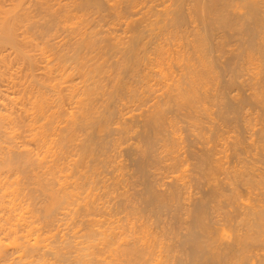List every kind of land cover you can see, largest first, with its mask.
Instances as JSON below:
<instances>
[{
  "label": "bare ground",
  "instance_id": "6f19581e",
  "mask_svg": "<svg viewBox=\"0 0 264 264\" xmlns=\"http://www.w3.org/2000/svg\"><path fill=\"white\" fill-rule=\"evenodd\" d=\"M103 1L11 0L7 5L0 4V264H203L202 259L207 255L214 256V259L226 256L228 264H264V170L260 173L261 168H258L264 160L257 158L264 154H255L258 148H264V126H259L264 120L259 119L261 123L253 120L254 123H251L249 120L254 114L252 118L247 115L248 120L243 118L246 123L243 127L252 134V137L249 136L250 145L256 151H252L255 155L250 154L257 155L255 159L251 155V160L241 148L246 142L240 141L236 132L230 135L229 131L224 136L216 130L214 134L210 124L206 123V127L204 122L200 124L198 119H203L198 115L207 113L208 104L205 103L210 96V101L215 102L212 99L215 94L217 96L216 79L219 76L208 58L210 53H206L208 44L204 38L208 36L201 35L207 24L203 31L204 26L198 27L197 22L193 23V19L209 22L214 13L212 20L216 24L226 28L232 24L237 36L240 35L237 40L243 45L241 53L237 52L244 57V61L236 57L239 63H234L238 64L237 68L250 73V79L246 76L248 80L253 79L252 84L249 81L252 85L250 100L253 97L255 103L264 104V0H234L235 3L233 0H139L144 4H139L137 0ZM132 14L135 18L130 17ZM231 15L243 19L231 21ZM186 17L192 21V27L188 24L192 28L191 33L186 28ZM140 24L144 33L148 32V38H143L145 41L141 26L138 28ZM120 25L125 28L120 29ZM245 34L248 37H244ZM216 49L219 54V49ZM240 63L245 64V68ZM234 79L237 80L235 76ZM212 82L217 83L216 87ZM246 82H243L244 85ZM210 85L216 88L214 92ZM208 90L213 95L209 96ZM218 94V97L224 96ZM233 94L236 97L234 101L240 98L239 94L236 96L237 92ZM224 98L230 100L228 97L220 98L221 103L218 98L215 100L217 104H222L223 100L227 101ZM177 112L178 120L182 121V116L186 120H183L187 123L185 129L190 132L186 131L187 135H193L202 144H207L195 148H203V152L196 154L194 150L191 154L194 159V154L197 155L199 165L194 163L193 166L198 167L197 172L205 176L207 184H210V179L217 178L214 176L216 171L212 170L224 167L222 160L227 163L229 156L234 159H231L234 162L233 167L230 166L232 169L228 168L231 170L229 174L226 163L221 173L223 178L227 175L229 182H225L230 184V193L217 190L218 185L216 189L211 188L214 191L211 192L222 198L229 194L232 199L237 197L240 201L235 203L239 205L238 210L240 204L245 210L239 212V217H234L227 210L225 212L230 215L213 208L224 215L217 217L223 222L217 224L221 226V232H218L219 228L214 229V235L208 231L217 225L206 228V221L214 216L210 214L208 220L204 218L206 221H200L209 206L206 200L204 202V196L201 200L197 199L199 201L195 200L197 203L192 212V207L186 209L196 216L201 215H194L200 218V223L192 219L198 223L196 227L190 220L191 225L185 224L188 221L184 219L182 223L186 232H182L183 227H180L181 230L178 228L181 232L171 229L173 222L166 230L164 221L165 229L157 230L161 228L159 222L156 223L157 219L161 220L162 216L156 217L158 213L155 215L157 219L152 217L161 209H168V212L175 210V213L171 212L175 215L176 208L182 207L177 204L179 199L190 196H187V184L192 175L189 173L190 154L183 148L182 123L179 125L175 118L177 115L173 116ZM212 120H208L209 123ZM202 124L206 128V132L203 131L205 134L200 131ZM223 125L226 126V122ZM257 131L260 137L255 135L253 138V133ZM133 135L137 136V142L132 141ZM149 138L155 139L154 142ZM245 141L249 143V139ZM153 143L158 151L155 156L151 150L154 159L149 156L152 159L149 160L144 152L149 146L153 147ZM128 149L135 152L130 153L138 154V159L135 155L131 158L135 161V173L140 172L144 176L146 185L142 184L143 188L134 187L142 182V178L139 182L137 176L132 180L135 173L131 174V170L126 169L129 165L126 166L127 161L123 160L121 153ZM240 150L245 155H241ZM261 152L264 153V150ZM157 154L158 160L155 159ZM247 154L250 155L249 152ZM253 159H259L261 165L253 161L255 165L252 169L253 165L247 162ZM148 160L150 164L154 160L152 164L159 165L154 167L157 170L154 174ZM147 165L153 170H149ZM145 167L151 171L150 176L156 174L155 177H159V174L167 172L164 177L162 175L166 180L162 179L160 183L169 184V188L160 184L164 189L156 190H163V193H154L150 182L153 179L147 181L143 174L148 171ZM162 167L163 170L160 169ZM164 167L168 168L167 171ZM254 168L260 171L255 172L257 169ZM163 171L165 173L161 174ZM200 179L198 181L203 182ZM240 182L247 186L243 194L258 202L251 201L252 198H245V201L239 198L242 193L236 187L242 188ZM214 201L216 204L217 201ZM220 207L222 210L224 205ZM180 213L178 210L177 214ZM227 223L228 227L225 226ZM200 224L202 228L206 226L202 229L206 230L205 234L202 232L206 237L204 245L198 242L202 237L199 240L197 237L196 241L197 234H194ZM224 226L230 229L229 232L224 231ZM225 233L230 234L227 235L229 240L225 238ZM218 243L220 247H217ZM200 256L201 260L195 259ZM214 259H209L207 263L214 264ZM221 261L219 264L226 262Z\"/></svg>",
  "mask_w": 264,
  "mask_h": 264
},
{
  "label": "rangeland",
  "instance_id": "374dc122",
  "mask_svg": "<svg viewBox=\"0 0 264 264\" xmlns=\"http://www.w3.org/2000/svg\"><path fill=\"white\" fill-rule=\"evenodd\" d=\"M10 1H11V0H0V4H2V5H7L8 3H10ZM102 1H103V0H102ZM137 1L139 2V0H137ZM238 1H240V0H238ZM103 2H104V1H103ZM141 2H143V1H140L139 4H144V2H143V3H141ZM233 2H234V0H233ZM233 2H232V3H233ZM235 2H237V0H236ZM235 2H234V3H235ZM188 5H190V4H188ZM144 9L146 10V8H144ZM144 9H143V10H144ZM186 9H187V8H186ZM141 10H142V9H140V11H141ZM145 10H144V11H145ZM140 11H138V12L141 13ZM187 11H188V10H187ZM187 11H186V12H187ZM142 12H143V11H142ZM212 12H213V11H212ZM212 12H211V13H212ZM187 13H188V12H187ZM136 14L139 15L137 12H136ZM136 14H135V16H136ZM188 14H189V13H188ZM188 14H186L185 16H188ZM140 15H141V14H140ZM140 15H139V16H140ZM211 15H213V16H212V17L210 16L211 19L209 18V19H210L209 22H208V20H207V22L204 21V23H203V21H200V20L198 19L201 23H203V25H202L197 19H195V20L193 19V23H194V22H195V23L197 22V25H199L198 27H200V25H201V27L204 26V28L202 29L203 31H204V29H205V25L207 24V25H206V29H205L204 32L201 31V29H200L199 31H200V32H203V33L201 34L202 36H203L204 34H205V36H208V37L203 36V37H205L204 39H206V40H204V41H205L208 45L210 44L209 46L206 45V46L208 47V51H206V53H207V52L210 53V54L208 55V56H209L208 58L210 59L212 66L215 65V66L213 67V68L215 69L214 72H217L216 74H217V76H219L218 78H217V76H215L214 79H213L214 82H215V78H217V79H216V82H217V80H218V84L216 83V84L218 85L217 96H216V94H215L214 96H216V98L213 96V99H212V100L215 101V102L210 101L211 98H212L210 95H213L212 93L216 90V88H213L216 84H215L214 82H212L211 84L214 83V84H213L214 86H211V85H210V86H211V89L213 88L214 90L212 89L211 91H213V92H211V93H210V91L208 90V92H209L208 95L210 94V95H209V96H210V98H209L210 100L208 99L209 101H207V100H206L207 97L204 99L205 101H207L205 104H208V105H206V106H208L209 110H208V108H207V113H206V111H205V113L203 112V113H200V114L198 115L199 118L201 117V118L203 119V121H201V119H198V120H200V124L204 122V123H203L204 125H205L206 123L212 125V126L209 125V127H213V133H214V131H215V133H216V130L218 131V132H217L218 134H220V133L222 132V133H221L222 135H224V134L227 135V133H228L229 131H230V133H231L230 135H235V134L237 133L238 135H236V136H237L238 138H240V141L242 140V142H243V141L246 142V143H244V144L242 143V144H243V145H242L243 147L241 146V148H243V151L246 152V155H245V154L243 153V151H241V150L238 151V152H242L243 154H241V155H245V156H247L249 159H250V157H251V159H252V156L255 155V154H257V155H258V154H260V155L264 154V153L261 152L262 150H264V148H262L261 150L258 148V152L255 153L256 151H255L253 145H250V140H251V138H250L249 136L252 137V134L249 132V130H248V131H246L247 129L245 130L246 127H245V128L243 127V125L246 124V123H245V120H244V122H243V118L246 119V118L248 117L247 115H249L250 118H252L253 116H251V115L254 114L253 119H250V118L248 117V118L250 119L249 121H250L251 123H254L255 120L258 121L259 119L264 120V118H261V117H264V116H262V115H264V113H262V112H264V104L257 103V102L255 103V100L252 101V98H253V97H251V100H250V97H249V95L251 96V93H250V92H251V88H250V87H252V85L249 84V81H250V80H248L249 77L251 78V76L248 75V74H250V73L248 72V74H247V70H246V69H245L246 72H244V71H243L241 68H239V67H238V68H239V69H238V68L236 67V65L238 66V64L234 63V62H236V61H237V63H239V60H240V59L243 60L242 58H244V57H241L242 55H240V53H241V49L243 48V45L241 44V42H240L239 40H237V38H239L238 36H240V35L237 36L238 33H236V32L234 31L235 28L232 26V24H230V26H228L227 28H226V26H223V27L220 26L219 23L216 24V21L212 20L213 17L215 16L214 13L211 14ZM131 16H133V18H135V17H134V14L130 15V17H131ZM231 16L233 17V19H232V17H231V21H234V22H236V21L238 22V21L242 18L241 16H239V17H238V16L235 17V16H233V15H231ZM137 17H138V16H137ZM237 18H238V20H237ZM239 18H240V19H239ZM185 19L187 20L188 17H186ZM190 19H191V18H190ZM235 19H236V21H235ZM242 19H243V18H242ZM242 19H241V20H242ZM188 20H189V19H188ZM188 20L185 22V24H187V25H186V26H187L186 28H187V30H189L190 33H191V32H192V28H191V27H192V23H191L192 21L189 20V23H188ZM191 20H192V19H191ZM211 20L214 21L215 24H214ZM241 20H240V21H241ZM195 23H194V24H195ZM198 23H199V24H198ZM208 23H209V25H208ZM142 24H143V23H142ZM142 24H140V25L138 26V28L141 26L140 28H142L141 30H142L143 33H144L145 30H143L144 27H142V26H143ZM188 24H190L191 27H189ZM218 24H219V25H218ZM216 25H217V26H216ZM121 26H122V27H121ZM218 26H220V27H218ZM246 26H247V24H246ZM120 27H121V28H120ZM120 27H119L120 29H124V28H125L124 25H120ZM123 27H124V28H123ZM140 28H139V29H140ZM221 28H222V29H221ZM209 30H210V31H209ZM142 31H141V32H142ZM189 31H188V32H189ZM120 32H121V30H119L118 33H120ZM141 32H140V33H141ZM235 33H236V34H235ZM146 34H148V32H145V33H144V35L142 36V39L145 38V37H146V39L148 38ZM234 34H235V35H234ZM141 35H142V34H141ZM234 36H235V37H234ZM245 36L248 37V35H246V34L244 35V37H245ZM189 37H191V35H189ZM140 38H141V37H140ZM207 38H208V39H207ZM146 39H143V41H145ZM220 40H222L221 45H223V46L220 45V42H221ZM234 40H236V41H234ZM218 42H219V43H218ZM238 44H239V45H242V46L240 47ZM248 44H249V43H246V45H248ZM212 45H213V46H212ZM219 45H220V47H219ZM224 46H225V48H223ZM214 47H216V48L219 49V54H220V55L218 54L217 49L214 48ZM236 47H238V48H240V49H237ZM215 49H216V50H215ZM222 49H223L224 51H223ZM229 49H230V50H229ZM236 49H237V50H236ZM209 50H210V52H209ZM221 50H222V51H221ZM233 50H234V51H233ZM239 50H240V51H239ZM254 50H255V49H254ZM254 50H253V51H254ZM256 50H257V48H256ZM256 50H255L254 52H256ZM212 51H213V52H212ZM225 51H227V52H225ZM231 51H232V52H231ZM237 51L240 52V53L238 54ZM224 52H225V54H223ZM208 53H207V54H208ZM214 53H215V54H214ZM234 53H235V54H234ZM236 53H237V54H236ZM221 54H222V56H221ZM242 54H243V52H242ZM218 55H219V56H218ZM223 55H224V57H223ZM234 55H235V56H234ZM238 55H239L240 57H239ZM220 56H221V57H220ZM225 57H226V58H225ZM232 57H233V58H232ZM236 57H238L239 60H238ZM223 58H225V59L223 60ZM227 58H228V59H227ZM211 59H213V63H212V60H211ZM221 59H222V61H221ZM231 59L233 60V62H232ZM226 60H227V61H226ZM229 60H230V61H229ZM225 61L228 62V63H226ZM243 61H244V60H243ZM243 61H242V63H243ZM221 63H222V64H221ZM223 63H224V65H223ZM225 63H226V64H225ZM229 63H231V64H233V65H230ZM242 63H240V64H242ZM213 64H214V65H213ZM228 64H229V66H231V67L227 66ZM234 64H235V65H234ZM240 64H239V65H240ZM219 65H221V66H219ZM222 66H224V67L222 68ZM232 66L235 67V69H234ZM240 66H241V65H240ZM242 66H244V67H242ZM242 66H241L242 68H245V64H242ZM236 68H237V70H236ZM221 69H222V71H221ZM226 69H227V70H226ZM234 70H235L236 72H234ZM241 70H242V71H241ZM227 71H228V72H227ZM229 71L231 72V74H229ZM237 71H238V72H237ZM240 72L242 73V75H241ZM243 72H244V74H243ZM218 73H219V74H218ZM238 73H239V75H238ZM216 74H215V75H216ZM228 74H229L230 76H229ZM220 75H221V76H220ZM244 75H245V76H244ZM247 75H248V78L246 77ZM222 76H223V77H222ZM226 76H227V77H226ZM228 76H229V78H228ZM234 76L236 77L237 80L234 79ZM135 77L137 78V76H135ZM244 77H245V78H244ZM221 78H222V79H221ZM225 78H226V79H225ZM243 78H244V79H243ZM250 78H249V79H250ZM227 79H228V80L231 79V81H232V79H233L234 81H233V83H231V81H227ZM238 79H239V80H238ZM240 79H242V80H240ZM245 79H246V80H245ZM225 80H226L227 82H226ZM243 80H244V81H247V82H246L247 84L245 83L246 85H244V83H243L244 81H243ZM252 80H253V79H251V81H252ZM239 81H241V82H239ZM242 81H243V82H242ZM251 81H250V82H251ZM252 82H253V81H252ZM252 82H251V84H252ZM242 83H243V84H242ZM239 85H240V86H239ZM222 86H223V87H222ZM215 87H216V86H215ZM219 87H220V88H219ZM224 87H225V89H224ZM226 87H227V88H226ZM209 89H210V87H209ZM221 89H222V91H221ZM227 90H228V91H227ZM219 91H220V92H219ZM223 91H224V92H223ZM228 92H229V93H228ZM236 92H237V95H236V96L238 97V94H239L240 98L238 97V98H237L238 100H235V101H234V99H236V97H234V94H233V93H236ZM218 93H220L221 96H222V94H223L224 96H222V97H218V96H220ZM225 93H226L228 96H227ZM232 94H233V97H232L233 100H231L232 98H229L230 96H232ZM240 94H241V95H240ZM209 96H208V97H209ZM242 96H243V98L241 99ZM223 97H228V99H230V100H227L226 98H224V99L227 100L228 102H227V101L224 102V100H223V101H222V104H217L218 102H216V101L219 99L218 101L221 103L220 98H223ZM247 97H248V98H247ZM217 98H218V99H217ZM215 99H217V100H215ZM239 99H240V101H239ZM226 102H227V103H226ZM232 102H233V103H232ZM235 102H236V104H235ZM223 103H225V104H223ZM239 104H240V105H239ZM218 105H219V106H218ZM233 105H235V106H233ZM237 105H238L239 107H238ZM225 106H226V107L229 106V107H228L229 109L226 108ZM230 106H231V107H230ZM236 106L238 107L237 109H236ZM241 106H243V107H241ZM219 108H220V109H219ZM221 108H223V109L221 110ZM224 109H225V110H224ZM230 109H232V110H230ZM239 109H240V110H239ZM210 110H211V111H210ZM219 110L221 111V113H220ZM236 110H237V111H236ZM238 110H239V111H238ZM216 111L218 112V114H217ZM230 111H232V112L234 113L235 116L233 115L232 112L229 113ZM240 111H241V112H240ZM242 111H243V112H242ZM248 111H250V112H249L250 114L248 113ZM244 112H245V113H244ZM246 112H247L248 114H246ZM256 112H258V113H256ZM171 113H172V112H171ZM238 113H239V114H238ZM173 114H174V113H173ZM256 114H258L257 116H259V115H261V114H262V115H261V117L259 116L260 118H258V117L256 116ZM169 115H170V113H169ZM171 115H172V114H171ZM176 115H177V117H175ZM178 115H179V114H178V112H177V113H175L173 116H174L175 118H177V120H178V119H179V116H178ZM211 115H212V117H211ZM228 115H229V116H228ZM243 115H244V116H243ZM206 116H207V117H206ZM226 116H227V117H226ZM232 116H233V117H232ZM245 116H246V117H245ZM182 117H183V116H182ZM182 117L180 118L182 121L178 120V121H179L178 124H179V125H180L181 123L183 124V125L181 124V128H180V132H181V131L184 132V133H183V132L181 133V134H184V135H182V137H183V141H184V142L182 143V144H184V147H183V148H186V150H187V154L189 153L190 155L194 152V150H195L196 154H197L198 151H200V153L203 152V151H201V149H203V148H201V149H195V148H198V147L200 148V147H202L203 145H207V144H202V143H201L198 139H196V137H194L193 135H192V136H189V134H190L189 130H188V129H185L187 123L184 122V121H186V120H185L184 117H183V119H182ZM209 117H211V118H209ZM215 117H216V118H215ZM222 117H223V118H222ZM224 117H225V118H224ZM238 117H239V118H238ZM175 118H174V119H175ZM212 118H213V120H214L215 122H213ZM217 118H218V119H217ZM234 118H235V119H234ZM231 119H232V120H231ZM183 120H184V121H183ZM208 120H210V121L212 120L213 123H212V122L209 123ZM230 120H231V121H230ZM246 120H248V119H246ZM253 120H254V122H252ZM261 120L258 121V122L261 123ZM205 121H206V122H205ZM207 121H208V122H207ZM218 121H219V122H218ZM225 122H226V126L223 125V124H225ZM258 122H256V123H257L256 126H258V124H259ZM262 122H264V121H262ZM184 123H185V124H184ZM211 123H212V124H211ZM214 123H216V124H214ZM203 124H202V130L200 129V131H201L202 133L206 132V128H205V127L208 126V125L206 124L205 127H204ZM213 124H214V125H213ZM218 125H219V127H218ZM215 126H216V129L214 128ZM244 126H245V125H244ZM259 126H264V123L259 124ZM137 127H139V126H137ZM209 127H207V128H208V129H207L208 131H209ZM217 127H218V128H217ZM221 127H222V129H221ZM182 128H183V129H182ZM186 128H187V127H186ZM223 128H224V129H223ZM243 128H244V130H243ZM214 129H215V130H214ZM227 129H228V131H227ZM204 130H205V131H204ZM223 130H224V131L226 130L227 132L224 133ZM231 130H232V131H231ZM239 130L241 131V133H240L241 136H240V134L238 133V132H240ZM186 131L189 132L188 135H187V132H186ZM203 131H204V132H203ZM220 131H221V132H220ZM232 132H233V133L236 132V133L232 134ZM257 132H258V131H257ZM166 133H167V132H166ZM207 133L210 134V132H207ZM207 133H206V134H207ZM213 133H211V136H212ZM215 133H214V134H215ZM245 133H246V134H245ZM255 133H256V132H255ZM255 133H253V134H254V135H253V138H255V137L259 138V137H260V132H258V133H256V134H255ZM161 134H163V133H161ZM204 134H205V133H204ZM257 134H259V135H257ZM159 135H160V133H159ZM225 135H224V136H225ZM255 135H256V136H255ZM133 136H134V138H133ZM133 136H132V138H133L132 141L137 142V139H136L137 136H135V135H133ZM157 136H158V135H157ZM254 136H255V137H254ZM258 136H259V137H258ZM190 137H191V138H190ZM244 137H245V140H246V139H249V143H248V144H247V141L244 140ZM151 138H153V136H152ZM151 138H149L150 141H153V142H154L155 139H152V140H151ZM241 138H243V139H241ZM257 138H256V139H257ZM149 139L146 140V142L149 141ZM188 139H189V140H188ZM190 140H191V142H190ZM194 140H195V141L197 140V141L195 142ZM129 141H130V140H129ZM129 141H128V142H129ZM193 141H194V142H193ZM142 143H144V140H142ZM185 143H186V144H185ZM190 143H191L192 145L195 144L194 147H193ZM193 143H194V144H193ZM199 143H200V144H199ZM201 144H202V145H201ZM228 144H229V145H228ZM246 144H247L248 146H246ZM144 145H145V144H144ZM152 145H154V143H153ZM155 145H156V144H155ZM155 145H154L153 147L149 146L148 149L146 148L147 152H146V150H145V152H144V153H145V156H146V157H145L146 159L149 158V160H152V159L149 157V156L152 157V155H151V153H150L151 150H153V151H151V152H152V153L154 152L155 154H154V153H153V154L156 156V151H158V149H157L158 147H157V146L155 147ZM188 145H191L192 147L190 146V147H191V148H190ZM196 145H197V146H196ZM227 145L231 147L230 143H227ZM185 146H186V147H185ZM187 146L189 147L190 150L188 149ZM228 146H227V147H228ZM250 146H252L253 148L250 147ZM154 147H155V149H154ZM230 147H228V148H229V151L231 150ZM245 147H247V148H245ZM150 148H151V149H150ZM183 148H182V149H183ZM251 148H252V150H250ZM156 149H157V150H156ZM253 149H254V150H253ZM128 150H129V149H128ZM154 150H155V151H154ZM245 150H246V151H245ZM249 150H250V151H249ZM259 150H260V151H259ZM125 151H126V152L122 151L123 153H121V156L123 157V160L126 159V161H127V162H125V163H126V166L129 165V166L126 167L127 171L131 170V171H129V172H130V173L132 172L131 174H133V172L135 173V171H136V167H135V170H134V166H135V165H134L133 162H135V161H132V160H134V159L131 158V157H134L133 155H135V154H133V153H135V152H133L132 149H130L129 151H127V150H125ZM130 151H132L133 153H130ZM252 151H255V152H252ZM209 152H210V151H209ZM226 152H228V151H226ZM248 152H249V154H250V152L253 153V155L250 154V155L248 156V154H247ZM259 152H260V153H259ZM129 153H130V154H129ZM147 153H148V154H147ZM211 153H213V152L211 151ZM230 153H231V151L229 152V154H230ZM254 153H255V154H254ZM128 154H129V155H128ZM184 154H186V152H185ZM189 154H188V155H189ZM196 154H194V155H195V157L197 158V155H196ZM198 154H199V153H198ZM131 155H132V156H131ZM147 155H148V157H147ZM190 155H189L190 158L188 159V161L190 160V161H189V162H190L189 167H190V169H191V172L189 171V173L192 174V175L194 174L193 176H192V175L190 176V178H189V179H190V180H189L190 182H188V184H190L191 181H192V184H190V185L187 184V186H188V189H187L188 194H187V196H188V195H190V196H188L189 199H188V197H186L187 199H186V198L183 199V197L180 196V197H182V200H181V198H180V199H179V202L177 203L179 206H182L183 208H184V206H186V208L183 209L182 207H179V206L177 205V207H179V208H176V212L178 213V210H179V213L181 212V213H180L181 215H180V214L178 215L177 213H176L175 215L172 214L171 212L173 211V213H175V210H171V209H170L171 212H168V211H169L168 209H166V210H165V209H164V210L161 209L162 212H161V211H160V212L158 211L157 213H156V212H155L154 214L152 213V214H153L152 217H153V216L155 217V215H157L158 213H159V214L162 213V214H160V215L158 214L156 217H160V216H162V217H161V220L164 219V220H162V221H161V220L158 221V219L155 217V218L157 219V222H156V223L159 222V225L161 226V228H159V229L157 228V230H160V229H162V228L165 229V224H164V222L166 223V230H167V229H169L168 227L171 228V226H169L170 222H171V223L173 222V223L170 224V225H173V224H174L175 226L173 225V226H172L173 228H171V229H173V230L176 229V231H177V230L179 231V229L181 230L180 227H183L182 232H183V231L186 232L184 226H185V224H187V225H188V224L191 225L190 221L192 222V225H194V226L196 227V226H198V225H197L198 223H195L196 221L200 223L201 220H202V221H206V220H208L211 216H212V217H213V216L215 217V216L218 214V216H216L215 218L213 217V218H210L209 221H206V222H207V225H206L207 227H206L205 225H203V228H204V229L208 228V226H209V227H210V226L215 227L218 223L220 224V223L223 222V221H221L222 219H221V220L217 219V217H219V215H222L221 213H219L220 211H222V212L224 211V212H225V211L227 210V211H229L228 213H230L231 216H234V217H235V216H236V217L238 216V217H239V215L241 214V213H239V212H242V210H245L244 206H242L243 204H240V207H241V206H242V207H241V208L239 207V210H238V206H239V205H237V204H235V203H240V201L237 199V197L232 199V195L229 194L230 196H229V195H227V197H226V196H223V198H222V196L220 195V197H221V198H220L218 195H214V194L212 193V192H214V191H213L211 188L214 189V187H215V189H216L217 185L219 186V187L217 188V190H221V189H223V190H221V191H225V193H227V192L230 193V190H228V186H229L230 184H228L229 181H228V179H226V178H227V175L225 176L226 178H223L224 174H221V173H223V172H222V169H225L224 167H225V163H226V162L222 160V162L224 163V164H223L224 167H223L221 170L216 169V168H215V170H214V169L212 170V171H216V172H214V173H215L214 176H216L217 178L215 179V177H214L213 180L210 179V184H207L206 181H205L206 179H204L205 176H204V175H203V176H200L199 173L197 172L198 169L196 170V168H198V167H197L196 165H195L196 167L193 166L194 163H195V164L198 163V165H199V162L196 161V158H195V159L193 158V156H192L193 154H192L191 156H190ZM230 155H231V154H230ZM251 155H252V156H251ZM257 155H256V156H253V158H254V157L256 158ZM135 156H136V158H135V157H134V158H135V159H138V157H137L138 154H136ZM186 156H187V155H186ZM130 158H131V159H130ZM152 158L154 159V157H152ZM248 158H247V159H248ZM255 158H254V159H255ZM257 158H259V159L261 158L260 160H264V156H261V157H260V156L258 155ZM155 159L158 160V154H157V158H155ZM197 159H198V158H197ZM229 159H230V160H229ZM231 159L234 160L233 158H231V156H229V158H227V160H228L229 162L226 163V165H227V166H226V170H227L228 168L232 169L231 167H233L232 163H233L234 161H232ZM251 159H250V160H251ZM254 159H253L251 162H249V161H248V162L246 161V162H247L248 164H252V162L255 161V163H256L257 165H261V163H264V161H261V163H260V162L258 161L259 159H258V160H257V159L254 160ZM130 160H131V161H130ZM149 160H148V163L150 164V161H149ZM194 160H195V162H193ZM191 161H192V162H191ZM128 162H130V163L128 164ZM151 162H152V163H155L154 160L151 161ZM158 162H159V161H158ZM158 162H156V164H157ZM230 162H231V163H230ZM257 162H258V163H257ZM146 163H147V160H146ZM146 163H145V164H146ZM152 163H151V164H152ZM253 163H254V162H253ZM132 164H133V165H132ZM151 164H150V165H151ZM159 164H161V163H159ZM210 164H212V162H211ZM131 165H132L133 167H132ZM154 165H155V164H154ZM154 165L152 164L151 166H153V168L156 167V166H159V165H155V166H154ZM252 165H253V164H252ZM254 165H255V164H254ZM254 165L251 166L252 169H253ZM257 165H256V167H257ZM130 166H131V167H130ZM145 166H146V165H145ZM147 166H148V168H150L149 170H153V168H151L149 165H147ZM191 166H192V167H191ZM228 166H229V167H228ZM230 166H231V167H230ZM262 167H264V164H262V166H260V167L258 166L259 169L261 168V169H260L261 171H260L258 168H254V170L257 169V170H255V172H257V171L259 170L260 173H261L262 170H264V168H262ZM128 168H129V169H128ZM145 168H146V167H145ZM148 168H146V169L148 170ZM192 168H193L194 170H193ZM160 169L163 170V167L160 168ZM166 169H168V168L164 167V171H165ZM230 169H228V173H227V174H229V172L231 171ZM133 170H134V171H133ZM144 170H145V169H144ZM147 170H146V171H147ZM149 170H148V171H149ZM195 170H196V171H195ZM218 170H219V171H218ZM226 170H225L224 172H227ZM229 170H230V171H229ZM148 171L146 172V174H145V172H144L143 174L146 175V176L148 175V178L145 176V178H146L147 181H150V180L153 179V180H152L153 182H152V181H150V182L152 183V184H151V185H152V189L154 188L153 192L156 193L155 191H158V190H156V189H158V188H159V189H162V187L165 185V184H161L160 181H161L162 179H164V178H162V175H163V177H164V175H165L167 172L165 173V172L163 171V172H161V174H162V173H165V174H162V175L159 174V177H158V176L155 177L156 174H155L154 176H153V175L150 176V172H151V171H149V172H148ZM153 171H154V172H151L152 174H154L155 171H157V170L154 168ZM160 171H161V170H160ZM160 171H158V172H160ZM166 171H167V170H166ZM137 172H138V171H137ZM217 172H218V174H217ZM147 173H149V174H147ZM156 173H157V172H156ZM195 173H196V175H195ZM197 173H198V174H197ZM136 174H137V173H135V174H134V175H135L134 178L131 177V179L133 180V179H135V177L137 176L136 180H138V182H139V180H141V178H142V182L140 181L139 184H138V182H137L136 180H134V181L137 182L136 184H138V185H137L138 188H137V186H134V187H135L136 189L143 188V187L146 185V184L144 185V182H143V181H145V180H143V177H144V176H142V174H141L140 172H138L137 175H136ZM225 174H226V173H225ZM140 175H141L142 177H141ZM157 175H158V174H157ZM262 175H264V172H262ZM139 176H140V177H139ZM149 176H150V177H149ZM160 176H161V177H160ZM197 176H198L199 179H200V178L203 179V182L201 181L202 183H201L200 181H198L199 179L197 178ZM157 177H158L159 179H157ZM191 177H193V178H191ZM194 177H196L197 180H196V178H194ZM203 177H204V178H203ZM145 178H144V179H145ZM149 178H150V179H149ZM155 179H156V180H155ZM167 179H168V178H167ZM193 179L196 180V181H194ZM202 179H200V180H202ZM217 179H219V180H217ZM158 180H159V181H158ZM164 180H166V179H164ZM220 180H221V181H220ZM225 180H227L228 182H227V181L225 182ZM215 181H216V182H215ZM217 181H218V182L220 181V182L218 183ZM154 182H155L156 184H155ZM204 182H205L206 184H205ZM207 182H208V181H207ZM212 182H213V184H212ZM224 182H225V183H224ZM140 183H141V184H140ZM194 183H195V184H194ZM197 183H199V184H197ZM203 183H204V184H203ZM223 183H224V184H223ZM142 184H143L144 186H141ZM160 184L163 185V186L160 187ZM200 184H201V185H200ZM211 184H212V185H211ZM215 184H216V185H215ZM226 184H227V185H226ZM239 184L242 185L241 182H240ZM239 184H237V186H241V185H239ZM134 185H135V184H134ZM193 185H194V186H193ZM195 185H197L198 187L195 186ZM210 185H211V186H210ZM213 185H214V186H213ZM139 186H140V187H139ZM155 186H157V187H155ZM165 186H166L167 188H169V184H168V185L166 184ZM165 186H164V187H165ZM187 186H186V188H187ZM202 186H203V187H202ZM220 186H221V188H220ZM225 186H226V187H225ZM245 186H246V184H245ZM245 186L242 185V186H241L242 188H240V187H236V189H238L239 192L241 191L240 194L242 193L240 197L238 196V197L241 198L242 200H244L245 198H246V199L248 198V194H246V195L243 194V193L247 190V189H244V188H247V186H246V187H245ZM164 187H163V189H164ZM166 187H165V188H166ZM195 187H197V189H196ZM200 187H201V188H200ZM224 187H225V188H224ZM194 188H195V189H194ZM206 188H207V189H206ZM208 188H209V189H208ZM210 189H211V190H210ZM225 189H227V190H225ZM188 190H189V191H188ZM191 190H192V192H191ZM196 190H197V191H196ZM198 190H199V191H198ZM207 190L210 191V192L212 191V192H211L212 195H211V193L208 192ZM160 191H161V193H163V192H162L163 190H160ZM160 191H158L157 193H159ZM205 191H207V192H205ZM226 191H227V192H226ZM238 191H237V192H238ZM204 192H205V193H204ZM239 192H238V193H239ZM157 193H156V194H157ZM189 193H190V194H189ZM245 193H246V192H245ZM196 194H197V195H196ZM200 194H201V195H200ZM194 195H195V196H194ZM242 195H243V196L245 195V196L242 198ZM200 196H201V197H200ZM203 196H204V202H205V200H206V204H207V205L209 204V206H211L212 209H211V207L207 206L208 208H207L206 211H205V212H206V215H205V212L203 213V217H202L201 215H199V216L197 215L198 217L201 216L200 218H203V219L195 218V217H197V216L195 215V213H194V212H193L194 214L189 213V212H187L186 209H189V207H192V208H190V210H191V209H194V205L197 203L196 201H199V200L203 199ZM212 196H213V197H212ZM216 196H218V197H216ZM193 197H194V198L196 197V198L193 200ZM206 197H207V198H206ZM211 197H212V198H211ZM228 197H229V198H228ZM200 198H201V199H200ZM251 198H252V197H250V199H251ZM197 199H199V200H197ZM212 199L216 200L218 204H217V203L215 204V201L212 200ZM218 199H219V200H218ZM220 199H222V200H220ZM226 199H227V200H226ZM246 199H245V200H246ZM248 199H249V198H248ZM250 199H249V200H250ZM253 199H254V198H252L251 201H253ZM180 200H181V201H180ZM185 200H186V201H185ZM187 200H188V202H187ZM192 200H193V201H192ZM195 200H196V201H195ZM210 200H211V202H210ZM229 200H230V202H228ZM235 200H237V201H235ZM242 200H241V203L243 202ZM245 200H244V201H245ZM256 200H257V199H256ZM256 200H254L253 202H258V201H256ZM221 201H222L223 203H222ZM231 201H232V202H231ZM233 201H235V202H233ZM262 201H264V200H262ZM181 202H182V203H181ZM193 202H195V203H193ZM220 202H221L222 206L224 205V208H222V210H221V207H220V206H221ZM184 203H185V204H184ZM186 203H187V204H186ZM191 203H192V204H191ZM210 203H211V204H210ZM212 203H213V204H212ZM181 204H182V205H181ZM214 204H215V205H214ZM226 204H227V205H226ZM212 205H213V206H212ZM230 205H231V206H230ZM214 206H217V207L215 208ZM218 206H219V207H218ZM187 207H188V208H187ZM209 208H210V209H209ZM213 208H214V210L217 209V211H219V209H220V211H219V212L216 211V212H217V213H216V212L213 210ZM243 208H244V209H243ZM177 209H178V210H177ZM181 209H182V210H181ZM184 210H186V211H184ZM207 210H208L209 213L207 212ZM209 210H210V211L213 210V211L215 212V215H214L213 211L210 212ZM164 211H166V212H164ZM190 212H192V210H191ZM235 212H236V213H235ZM169 213H170V214H169ZM207 213H208V214H207ZM212 213H213V214H212ZM226 213H227V212H225V214H226ZM228 213H227V214H228ZM189 214H191L192 216H190ZM210 214H211V216H210ZM223 214H224V213H223ZM230 214H228V215H230ZM233 214H234V215H233ZM165 215H166L167 218L165 217ZM183 215H185V216H183ZM194 215H195V217H194ZM208 215H209V218H208ZM177 216H178L179 219H178V218H175V217H177ZM181 216L184 217L183 220H182V217H181ZM222 216H224V215H222ZM152 217H151V218H152ZM163 217H164V218H163ZM168 217H169V218H168ZM171 217H172V219H171ZM187 217H189V218H187ZM190 217H192V218H190ZM165 218H166V219H165ZM185 218H186V219H185ZM204 218H205V219L207 218V219L205 220ZM219 218H221V217H219ZM156 219H154V220L156 221ZM173 219H178V221H179L180 223H178L177 220H173ZM184 219L187 220L188 222H184V221H185ZM192 219H193L195 222H194ZM199 219H200V221H198ZM211 219H212V220H213V219H216V220H213V221H212ZM154 220L152 219L151 221H154ZM172 220H173V221H172ZM189 220H190V221H189ZM155 221H154V222H155ZM163 221H164V222H163ZM168 221H169V222H168ZM202 221H201V222H202ZM211 221L213 222L214 225L212 224ZM215 221H216L217 223H216ZM218 221H219V222H218ZM160 222H162V223L160 224ZM174 222H175V223H174ZM182 222H184L185 224L182 223ZM206 222H205V223H206ZM208 222H209L210 224H209ZM177 223H178V224H177ZM181 223L183 224V226L181 225ZM202 223H203V222H202ZM215 223H216V224H215ZM152 224H153V223H152ZM176 224H177L178 226H179V225H180V226H179V227H178V226L176 227ZM208 224H209V225H208ZM154 225H156L157 227L159 226L158 224H155V223H154ZM201 225H202V224L199 225V228H200ZM160 226H159V227H160ZM162 226H163V227H162ZM204 226H205L206 228H205ZM225 226L228 227V226H229L228 223H227ZM225 226H224V227H225ZM219 227H221V226H218V225H217L216 228H213V229H212V227H211V228H209V229H212V230H211V231H208L209 229H207V231H208L210 234L213 233V234H211V235H214V234H216V232H215L214 229H217V228H219ZM227 227H225V230H224V231L229 232L230 229H228ZM178 228H179V229H178ZM199 228L197 227V231H195V228H194V231H195L194 234H195V235L197 234V235L195 236V237H196V241H198V240L202 237L198 242H203L202 244L204 245V244L206 243V242L204 243L206 237H204L205 235H203V234L206 233V230L203 231V230H202L203 228H202V226H201L200 229H201L202 231H199V230H200ZM229 228H230V227H229ZM171 229H170V230H171ZM192 229H193V228H192ZM220 229H221V228H219V231H218L219 233L221 232ZM227 229H228V230H227ZM231 229H233V228L231 227ZM217 230H218V229H217ZM179 232H181V231H179ZM199 232H200V233H199ZM202 232H204V233L202 234ZM208 232H207V233H208ZM230 232H231L230 234L233 233L232 230H231ZM167 233H168V232H167ZM209 233H208V234H209ZM199 234H201L200 237H199ZM208 234H207L206 236H208ZM225 234H226V235H225ZM225 234H224V235H225V238H226V239L230 238L229 236L227 237V235H228L229 233H225ZM230 234H229V235H230ZM179 235H180V234H179ZM222 236H223V235H222ZM197 237H198V240H197ZM223 237H224V236H223ZM228 240H229V239H228ZM207 242H208V239H207ZM215 244H217V241H216ZM220 245H221V244H220ZM220 245H219V243H218L217 247H220ZM223 245H224V244H223ZM223 245H222V246H223ZM224 246H225V245H224ZM194 249H195V248H194ZM219 249H220V248H219ZM219 249L217 248L218 251L221 250V249H220V250H219ZM223 249H224V248H223ZM195 250H196V249H195ZM215 250H216V249H215ZM197 251H198V250H197ZM220 252H222V250H221ZM220 252H219V254L224 256V254H221ZM262 252H264V251H262ZM197 253H198V252H197ZM209 256L211 257V255H207V256L205 257V259L203 258L204 260H206V262L202 259L201 256H200V257H197V258H195V259H200V260L202 259V261L206 264L207 262H209V259H210V260H211L212 258L214 259V256H212L211 258H210ZM219 257H222V256H219ZM224 258H226V256H225ZM224 258H223V259H221V258H216V259L212 260V262L214 261V264H219V261L222 260L223 262L226 261V262L223 263V264H228V263H227V260H228V259L226 258V260H225ZM217 259H218V260H217ZM187 260H188V259H187ZM216 260L218 261V263H217ZM250 260H251V259H249V260L247 259V261H250ZM252 260L254 261V259H252ZM255 260H256V259H255ZM222 261H221V262H222ZM215 262H216V263H215ZM221 262H220V263H221ZM204 263H203V264H204ZM207 264H210V263H207Z\"/></svg>",
  "mask_w": 264,
  "mask_h": 264
}]
</instances>
